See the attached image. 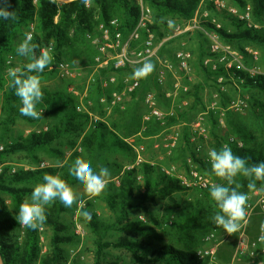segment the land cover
Returning <instances> with one entry per match:
<instances>
[{"label": "trees", "instance_id": "obj_1", "mask_svg": "<svg viewBox=\"0 0 264 264\" xmlns=\"http://www.w3.org/2000/svg\"><path fill=\"white\" fill-rule=\"evenodd\" d=\"M140 1L151 11L152 22L148 28L155 35V42L161 43L158 49L160 57L172 40L162 42L172 30L167 18L189 22L202 2L88 0L85 5L83 0H10L12 7L9 10L16 12L18 21L0 19V115L3 116L0 119V145L3 147L0 151L2 264L67 263L69 255L65 248L79 242V237L72 232L73 224L62 220L68 213V208L56 201L47 208V220L43 227L35 231L20 225L16 216L20 204L30 198L35 185L43 183L45 174L59 175L72 187L79 184V181L69 175V168L77 158L89 161L94 171L107 167L111 173L119 174L118 181H107L103 195L94 200L104 204L109 211L108 220L89 213L90 220L86 221L81 216L80 209L78 212V220L93 238V264L124 262L121 257L108 260L110 249L121 250L128 255L130 260L127 264H207L197 259L196 252L202 248L201 238L214 226L211 217L218 211L210 197V187L185 186L180 179L166 173L164 168L179 162L181 168L188 172L191 167L197 174L207 175L223 183L211 171L208 152L213 148L219 150L225 143L234 154L249 158L250 164L264 160V140L259 137V134L264 135V74H248L252 58L244 50V46H256L264 55V28H248L244 22L226 15L225 11L215 10L210 3L207 7L211 12L219 16L222 22H228L234 31L230 32L223 26L217 29L209 21H205L203 26L216 33L222 44L238 50L243 55L245 66L243 69L235 66L227 68L222 64L216 65L215 69L202 66L204 83L180 93L178 101H192L187 102L186 107H176L174 116L166 115L161 120L153 118L145 124L142 122L146 113L142 106V96L159 87L153 73L141 78L139 88L128 94L129 101H124L122 107L120 104L111 106L109 102L113 92L120 93L123 90V80L132 75V67L120 70L111 67L101 69L95 75V82L89 83L87 96L84 98L83 83L78 86L80 81L59 78L58 64L61 62L69 67L79 64L92 73L97 51L90 45L87 34H97L100 24L108 25L111 20L116 19L122 40H126L137 25ZM233 1L240 9L249 5L255 22L264 20V0ZM29 26H32L31 30ZM27 30V33L30 31L33 35V42L38 43L41 48L50 45L53 47L54 61L39 75L42 76V83L56 80V85L53 88L42 85L44 100L38 105V109L44 112L39 120L20 115V100L14 94V89L9 87L10 79L6 80L9 68L25 70V65L30 62L15 52L18 45L16 38L21 36L24 39ZM145 37L146 33L142 31L140 40L132 43L131 48L139 46ZM10 57L12 59L9 61ZM205 57L217 56L210 51L206 52L201 56V64ZM108 73L115 76V83L104 88L100 79ZM217 79H221L224 85H234L248 95L246 101L249 106L245 114H234L226 109L229 95L219 90V86L215 84ZM209 82L214 84V90L221 99L218 109L223 110L222 119L226 129L224 132L221 129L219 110L218 113L209 111V135L204 139L192 134L186 123L190 121L189 115L197 112L198 107L205 109L200 91ZM74 84L76 87H73ZM68 87H73L75 92H68ZM102 96L107 98L106 104L100 103ZM79 106L85 112H78ZM105 108L111 111L109 119L93 122L90 114L103 118ZM18 121L31 126L46 122V128L16 133L12 128ZM183 123L185 127L169 153L164 154L165 150L160 148V153L164 154L161 159L153 158V162L135 164V146ZM132 138L134 144L128 142ZM15 155L26 157L29 164L35 166L16 169L12 173L7 160ZM42 156L58 165L40 167ZM240 182L245 185L240 191L251 195L253 192H248L246 188L248 181L240 178ZM260 183L257 182L258 188ZM93 206V202L86 201L81 208L90 212ZM138 214H142L145 219H139ZM263 222L264 217L259 214L249 218L245 234L255 230L250 241L255 239L259 225ZM42 234L47 235L46 252L42 251L40 244ZM233 235L238 237L239 232ZM220 236L229 235L221 228L218 237ZM233 252L232 250L225 257L228 263L235 253ZM253 258L248 264H264V255Z\"/></svg>", "mask_w": 264, "mask_h": 264}, {"label": "rangeland", "instance_id": "obj_2", "mask_svg": "<svg viewBox=\"0 0 264 264\" xmlns=\"http://www.w3.org/2000/svg\"><path fill=\"white\" fill-rule=\"evenodd\" d=\"M56 1H61V0H56ZM140 3L142 2L140 1ZM202 3L203 4L199 6L198 11L196 13V24H197L196 27L197 28H194L192 30H188L186 32L176 35V29L179 28V30L181 31L182 29L184 30L186 27L187 28L190 27L191 26L190 21L185 22V21H182L176 18H167V21L170 24L172 30L169 33V36H167L165 39L170 37L168 40L170 39L172 40L168 46V49H166V52L161 57L159 56V54H157V56L161 61H168L170 64H172L173 67H172V71L168 72L166 74V77L163 78L162 82H160L157 80L155 76V72L157 71V68H158V63L156 62V60H152L154 62L151 61L153 64H155V71L153 72V76L156 79L159 87L156 90L155 89L149 90L146 94L142 96V106H143L144 111H147V108L145 106V99L148 94H151L154 97L157 107L163 114L169 115V113H172V115L174 116L176 112L175 111L176 107H179V108L186 107L187 102L189 103L192 100L189 99V100L178 101V96L180 95V93H184L190 90L194 85H199V84L201 85L204 83L205 75L203 73L202 66L204 68L209 69L214 65L215 66L218 64L225 65L230 62L238 65L240 69H243V67L245 66L243 55L239 53L238 50L233 49L231 46H230L231 49L235 51V53H237L238 56L234 57L231 55L224 56V55L216 54L217 57L215 58L205 57L204 60H202L203 62L201 64L202 54L204 53L206 54V52L210 51L212 45L214 44V41H217L222 44L219 36L216 33L207 30L203 26L204 22L209 21L212 24V20H215L217 21V23L221 25V27L223 26V28H226L230 32L234 31V29L229 25L228 22H222L221 18L213 14L211 10L207 7L209 3L212 4L211 2H209L208 0H203ZM220 3H223L224 8L216 7L213 4L212 5L215 7V10L217 11H225L226 15H229L228 10L230 9H233V8L240 9L233 0H220ZM151 22H152V15H151ZM253 22L258 25V29L264 28V20H262L261 22H255L253 20ZM29 28L31 30L32 26H29ZM27 32L28 30L26 31V33ZM22 39L23 38L19 36L16 38L15 41L19 44L22 41ZM165 39L162 42L167 41ZM156 44L160 45L161 43L158 44V42H156ZM244 47H245L244 50L247 52L250 58H252L251 59L252 66L251 68H249V70H254V71L259 72L260 74H264L263 51L256 46H244ZM180 52L189 53L190 55L187 70L180 68V66L178 65L176 61V55ZM206 59H211L213 61L211 66L204 64V61ZM221 59H224V60H221ZM235 59H237V61H235ZM70 68L72 69V77H66L60 74L59 78H61V80L71 79L74 81H80V83H78L77 85L80 86L83 83V87L85 88L84 92L86 91L87 93V87L89 85L88 79L91 73L87 72V68H83L79 64L78 65L76 64V66H73V67L71 66ZM8 79H10V77L7 74L6 80ZM222 83L223 82L221 79H217L215 84L219 86L220 91L229 95V100L227 102L226 109H228V111H231L234 114H241V115L245 114L246 111L248 110L249 105H247L245 108H241L238 110V109H232L231 104L233 101H236L238 99L244 100L248 98V95L244 92H241V89L239 90L238 88H235L234 85H224ZM175 84H179V90L177 93L175 92V88H174ZM42 85L53 88L56 85V80L49 81L47 83H42ZM73 87H76L75 84ZM73 87H68L67 91L74 93L75 89ZM234 89L236 91H234ZM127 97L128 96H125V100H124L125 103H126V100L129 101ZM200 97L202 99V103L205 109L203 110V107L200 106L196 109L197 112L191 113L189 115L190 121L186 123V126L190 129L192 134H195L198 137H203L204 139H207L209 135L208 132H209V127H210L208 123V117H207L208 112L217 111L218 113V110H219L218 108H219L221 99L219 97V94L216 92V90H214V84H211L210 82L208 84L203 85V89L200 91ZM1 100H2V95L0 91V104H1ZM125 103L124 102L121 103L120 106L121 107L124 106ZM110 112H111L110 109L105 108L106 114L103 118L96 114L95 115L92 114L93 122L107 121L109 119ZM219 112L220 113L218 114L220 118L221 129L224 132V129L226 128H225L224 120L222 119L223 110L221 111L219 110ZM199 116L203 117V122L199 125V128L197 129L195 125L198 121ZM0 119H3V116L0 115ZM143 124L145 123L143 122ZM183 127H185L184 123L175 125L172 128L167 129L166 132L162 133L158 137L152 140H143L141 143L138 144L139 146L138 145L135 146L134 150L137 155L135 159V164L138 163L139 159H140L139 163H142L145 161L153 162V158L161 159V157H163L165 153H169L173 149V147L177 144L178 135L180 134V131L182 130ZM45 128H46V122H41V123H38L36 126H31L27 123L18 121L16 125L13 126L12 129L16 133H28L33 130L36 131V130L45 129ZM259 137L264 140V135L259 134ZM128 142L130 144L135 143L133 138L129 139ZM160 148L165 150L164 154L160 153V150H159ZM41 161L42 163H46L48 165L47 167H55L56 165H58L56 162L48 160L43 156L41 157ZM7 164L10 165L11 168L14 170L28 169V168L35 166V165L29 164L27 158L22 155L11 156L7 160ZM164 170L168 172V174L175 176L182 181H187V182L191 181L192 168L190 167L189 172H188L186 171L185 168L184 169L181 168V165L179 162H176L175 164H172L169 167H165ZM118 175L119 174L111 173V176L107 181L117 182ZM200 176L208 181L207 187H211V185L214 183H219L218 181L213 180L211 177L207 175H200ZM73 189L78 193L80 197V201H81L80 207L78 208L76 205H74L72 208H68V213L63 216L62 220L66 223L73 224L72 232L79 237V242L75 245L68 246L65 248L69 255V258L66 264H73V263L93 264L94 263V247L92 243L93 238H92V235L89 233V231H87L86 228L83 226V224L80 223V221L78 220V212H79V209L84 205L86 201H90L94 203L92 210L89 212L90 214L95 213L97 217L104 219V220H108L110 218V213L106 209L104 204L98 201L89 199L87 195L83 192L82 186L80 184L75 185ZM9 202L10 201L8 200V203ZM138 216H139V219L141 220L145 219L142 214H138ZM254 232L255 230L247 233L248 235L246 234L247 242L250 241L249 238L254 235ZM203 239L204 237L201 238V244H202L201 247L202 248L208 247L209 245H206L205 243H203ZM238 239H239V235L238 237L237 235L217 237L215 244H218V247H217V254L214 260V264H248L250 262L249 260H251L253 257L258 258L264 255V253H262L260 249L255 251V256L253 257L249 256V254H246L245 253L246 252V247H245L246 240L241 246V249L243 250V254L235 255L237 248H238ZM40 244L42 247V251L46 252L48 250V241H47L46 234L41 235ZM232 250L235 253L233 252L234 254L232 255L230 263H228L225 257L226 255H229V252H231ZM108 251H109V255L107 257L108 260L117 259L121 257V259L124 261V262H121V264L122 263L127 264L128 260H130L129 256L123 253L121 250H111L110 249ZM235 256H236V259L233 261V258H235Z\"/></svg>", "mask_w": 264, "mask_h": 264}, {"label": "clouds", "instance_id": "obj_3", "mask_svg": "<svg viewBox=\"0 0 264 264\" xmlns=\"http://www.w3.org/2000/svg\"><path fill=\"white\" fill-rule=\"evenodd\" d=\"M83 2L85 5L88 4V0ZM11 7L10 0H0V19L18 21L16 12L9 10ZM15 52L30 62L25 65V70L8 69L9 87L14 89V94L20 100V115L39 120L44 112L38 109V105L44 100L42 76L39 74L53 63V47L50 45L41 48L38 43L33 42V35L29 32L24 34V39L17 45ZM154 71L155 64L146 59L141 67L133 70L130 79L146 78ZM208 157L211 171L223 181L212 184L209 189L210 197L218 208L211 219L216 227L222 228L228 235H233L240 232L248 223L249 197L246 192L240 191L245 187L240 178L248 181L246 184L248 192H264V160L250 164L249 158L234 154L227 143L219 150L210 149ZM69 175L79 181L89 199L95 200L106 190L111 172L107 167H101L98 172L94 171L89 161L77 158L69 168ZM257 182H261L259 188ZM56 201L65 208H72L74 205L79 208L81 203L78 193L66 180L59 175L45 174L43 183L35 185L30 198L20 204L16 216L18 223L34 231L42 228L47 220V208ZM80 214L86 221L90 220L87 210L80 208Z\"/></svg>", "mask_w": 264, "mask_h": 264}, {"label": "built area", "instance_id": "obj_4", "mask_svg": "<svg viewBox=\"0 0 264 264\" xmlns=\"http://www.w3.org/2000/svg\"><path fill=\"white\" fill-rule=\"evenodd\" d=\"M208 1L211 2L216 7L224 8V5L223 3H220V0H208ZM202 2L200 5L203 4ZM139 4H140V14L137 21V25L129 34L126 40H122V34L118 30L119 23L116 19L111 20L108 23V25L100 24L97 28V34H91V33L87 34L86 37L89 40L90 45L97 51V56L94 59L96 65L93 68V72L89 76L88 83L95 82L96 79L95 75L101 69H106L108 67H111L114 70L125 69L128 67H132L133 69H135L141 67L146 59H149L150 61L156 60V62L158 63V68L155 76L157 80L160 82H162L163 78L166 77V74L168 72L172 71V67H173L172 64H170L168 61H161L157 56L160 45L156 44L155 35L148 28V25L151 24V11L148 7L144 6L142 3ZM228 14L231 17L244 22L248 28L258 29V25L253 22L250 6H246L244 9L241 10L237 8L230 9L228 10ZM190 23L191 26L188 28L186 27L184 30L182 29L180 31L179 28H177L176 35L197 28L196 15L190 21ZM212 25H214L217 29L221 28V25L217 23V21L215 20H212ZM142 31L146 33L145 39L142 41V43L139 46L135 48H131L132 43H137L140 40V34ZM169 38L170 37H168L165 40H168ZM210 52L212 54H220L224 56L225 55H231L234 57L238 56L237 53H235V51H233L229 45H223L217 41H214V44L212 45ZM11 59L12 58L10 57L9 61ZM189 59H190L189 53L180 52L176 55V61L178 65L180 66V68L184 70L188 69ZM235 61H237V59H235ZM212 62L213 61L211 59H206L204 61V64L211 66ZM233 66H235L237 69H240V67L234 63L230 62L225 64V67L227 68H231ZM212 69H215V65L212 66ZM58 71L61 75H64L66 77H72V69L66 63H62V62L59 63ZM247 72L250 76L260 74L259 72L254 70H247ZM130 77L131 75L123 80L124 88L120 93L113 92L111 94L109 105L115 106L123 103L125 100V96H128L129 93L139 88L141 83V78L133 80L130 79ZM100 80L102 82V87L105 88L109 84L115 83V76L108 73L105 76H102ZM174 88H175V92L177 93L179 90V84H175ZM86 96L87 93L85 91L82 95V98ZM100 103L106 104L107 98L105 96H102L100 98ZM246 105H247L246 99L244 100L238 99L232 102L231 108L239 110L241 108H245ZM145 106L147 108V111L142 117V121L144 123L149 122L153 118L161 120L164 116L167 115V114H163L159 110V108L156 105V101L151 94H148L146 96ZM77 110L78 112H85V109L82 106L77 107ZM169 115L171 116L172 113H169ZM90 117L92 118V114H90ZM202 122H203V117L199 116L195 127L198 129L199 125ZM2 149L3 147L0 146V151ZM139 162L140 159L138 160V163ZM45 166H47L46 163L40 164V167H45ZM13 172H15L14 169H12V173ZM191 176L192 177L190 182L181 180L182 184L185 186H198L201 188H207L208 181L206 179L202 178L195 171L191 172ZM248 197H249L248 199L249 206L247 208V219L249 220V218L255 214H259L264 217V192H253ZM262 225H264V222L259 225L258 234L255 237V239L248 242L246 240V234H245L246 226L239 232L238 248L236 251V255L243 254V250L241 249V246L243 245L245 240H246V246H245L246 254H249V256L251 257L255 256V251H257L260 246H261L260 248L261 252L264 253V247H262V245L264 244V239H262V237H264V229H262ZM220 229L221 228H218L214 225L212 229L209 231V233L204 237L203 243L209 246L203 247L196 252V257L199 261H205L207 264H214V260L217 254V247H218V244H215V241L217 240Z\"/></svg>", "mask_w": 264, "mask_h": 264}, {"label": "water", "instance_id": "obj_5", "mask_svg": "<svg viewBox=\"0 0 264 264\" xmlns=\"http://www.w3.org/2000/svg\"><path fill=\"white\" fill-rule=\"evenodd\" d=\"M0 264H2V260H1V257H0Z\"/></svg>", "mask_w": 264, "mask_h": 264}, {"label": "crops", "instance_id": "obj_6", "mask_svg": "<svg viewBox=\"0 0 264 264\" xmlns=\"http://www.w3.org/2000/svg\"><path fill=\"white\" fill-rule=\"evenodd\" d=\"M235 255H236V253H235ZM236 259V256H235V258H233V261Z\"/></svg>", "mask_w": 264, "mask_h": 264}]
</instances>
